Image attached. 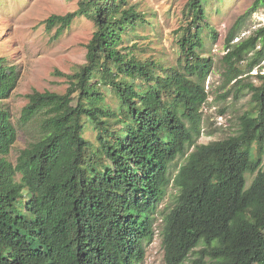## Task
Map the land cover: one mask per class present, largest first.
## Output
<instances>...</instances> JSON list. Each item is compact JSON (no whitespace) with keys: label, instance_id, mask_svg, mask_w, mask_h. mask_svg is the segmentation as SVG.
<instances>
[{"label":"trees","instance_id":"trees-1","mask_svg":"<svg viewBox=\"0 0 264 264\" xmlns=\"http://www.w3.org/2000/svg\"><path fill=\"white\" fill-rule=\"evenodd\" d=\"M210 1L187 2L175 31L177 65L129 46L140 27H156L129 0H79L76 10L50 16L47 29L59 36L79 19L94 23L86 62L53 73L66 79L64 93L26 95L17 122L4 101L21 74L0 57V264L144 263L180 158L176 203L163 221L166 264L194 254V264H264V25L237 42L244 17L229 31L224 97L248 93L252 106L235 135L200 144L215 65L205 49L218 38ZM260 7L264 0H255L248 12ZM35 122L38 138L14 165L6 157L19 130ZM88 125L95 143L86 138Z\"/></svg>","mask_w":264,"mask_h":264},{"label":"rangeland","instance_id":"rangeland-1","mask_svg":"<svg viewBox=\"0 0 264 264\" xmlns=\"http://www.w3.org/2000/svg\"><path fill=\"white\" fill-rule=\"evenodd\" d=\"M79 0H0V57L15 65L21 78L11 97L4 101L17 122L22 109L28 103L26 95L38 90L64 93L68 88L65 78L55 76L58 70L72 73L78 65L86 62L87 48L94 31V23L87 19L75 21L71 28L57 35L58 28L49 31L45 21L52 15H66L78 8ZM148 16L156 19V27L144 26L138 35L131 38V44L139 45L148 56L153 55L164 65H177L179 52L175 31L185 23L184 8L189 0H129ZM255 0H211L207 7L208 22L218 32L216 40H210L205 52L214 59V70L206 80L209 100L203 113V129L198 143L208 144L235 135L239 130V118L251 106L250 94L238 98H225L222 89L221 59L225 54V39L236 22L244 17L237 29L235 42L248 37L264 25V8L248 12ZM256 73V71L254 72ZM108 102L117 105L113 94L105 88ZM33 126L19 130L18 140L7 156L14 165L22 149L38 138ZM97 132L92 125L86 129V138L95 143ZM186 158H180L171 166V182L155 216L156 234L147 245L146 259L142 264H166L163 246L164 216L175 206L178 189L174 180ZM19 178V177H18ZM254 176L248 175V186ZM201 247L197 248V250ZM196 254L185 264H194Z\"/></svg>","mask_w":264,"mask_h":264}]
</instances>
